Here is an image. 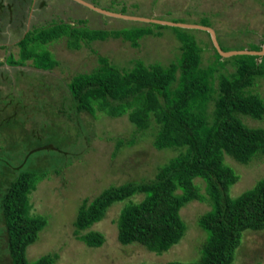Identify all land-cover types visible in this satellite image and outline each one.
Wrapping results in <instances>:
<instances>
[{
  "label": "rangeland",
  "instance_id": "obj_1",
  "mask_svg": "<svg viewBox=\"0 0 264 264\" xmlns=\"http://www.w3.org/2000/svg\"><path fill=\"white\" fill-rule=\"evenodd\" d=\"M3 2L4 6L0 7V196L18 173L16 166L22 161L29 170L48 171L46 178L39 181L29 195L31 212L46 216L47 222L36 241L26 248L28 261H35L46 253L58 254L55 264L196 261L199 247L206 237L198 226V218L210 209L208 200H193L180 209V216L186 224L184 236L159 254L136 243L122 245L118 241L116 219L128 200L114 202L105 216L91 226L92 230L104 234L105 241L101 246L90 247L76 238L73 222L84 198L92 199L110 185L152 178L157 167L176 151L155 149L152 145L154 129L138 134L126 115L110 117L101 112L95 116L76 113L67 87L73 75L97 66L99 54L124 70L131 69L135 60L147 65L178 62L180 42L177 35L181 30L195 37L202 47V64H210L217 56L206 30L183 27L178 30L166 24L100 15L77 0ZM92 2L96 7L117 13L123 5H128L125 13L128 15L190 24L207 23L215 31L224 51L249 48L251 43L259 44L264 37V0ZM79 17H85L94 28L143 26L153 33L138 40L133 37L137 47L121 38H107L89 41L87 46L75 50L67 47L64 38H59L39 46L43 51L49 50L58 61L51 70L37 69L30 60L19 61L16 42L32 26L41 28L58 22L78 24ZM12 57L18 58V64L11 63ZM219 59L224 60L221 54ZM233 69L228 63L224 70L230 72ZM221 72L223 70L219 69L217 74ZM251 90L264 98V78L257 79ZM240 117L250 127L264 128V116L262 119ZM119 138L125 141L133 138L135 142L121 147L114 154L115 142ZM38 147L41 148L26 156ZM225 163L239 175L237 182L229 188L232 197L250 189L264 175L262 156L241 164L225 155ZM194 182L200 194L206 196L202 179L196 177ZM140 198L141 195H137L133 200ZM2 214L0 209V264H11ZM233 264H264V229L244 232Z\"/></svg>",
  "mask_w": 264,
  "mask_h": 264
},
{
  "label": "trees",
  "instance_id": "obj_2",
  "mask_svg": "<svg viewBox=\"0 0 264 264\" xmlns=\"http://www.w3.org/2000/svg\"><path fill=\"white\" fill-rule=\"evenodd\" d=\"M3 1L0 0V7L4 6ZM127 7L123 5L120 13L125 14ZM79 19L78 24L58 22L41 28L32 26L16 42L19 61L30 60L37 69L51 70L58 61L49 50L43 51L39 46L59 38H64L67 47L75 50L87 46L89 41L107 38H121L137 47L133 37L138 40L153 33L143 26L94 28L85 17ZM177 37L178 62L147 65L135 60L131 69L124 70L99 54L97 66L76 73L70 80L67 88L76 113L126 115L138 134L154 129L155 149L176 151L157 167L152 178L110 185L92 199L84 198L73 222L74 235L90 247L101 246L105 236L91 226L105 216L114 202L128 200L116 219L118 241L122 245L136 243L159 254L184 236L186 224L180 209L193 200H208L210 209L198 218V226L206 234L198 259L161 264H233L244 232L264 229V175L250 189L232 197L229 188L239 175L225 163V155L241 164L264 157V128L250 127L240 117L262 119L264 116V98L251 90L257 79L264 78V55L236 54L232 55L234 58L220 60V53L211 42L217 58L203 65L202 47L195 37L182 30ZM263 42L264 37L259 44L251 43L249 48L242 49L259 51ZM18 58H13L11 63L18 62ZM228 63L233 71L224 70ZM219 69L223 72L217 74ZM134 142L133 138L117 139L114 154ZM25 164L22 161L16 166L18 173L0 196L11 264H55L57 253H46L35 261L26 258L27 246L36 241L47 222L46 216L31 212L29 195L48 171L29 170ZM196 177L205 183L206 196L200 194L194 182ZM137 195L141 198L133 200Z\"/></svg>",
  "mask_w": 264,
  "mask_h": 264
},
{
  "label": "water",
  "instance_id": "obj_3",
  "mask_svg": "<svg viewBox=\"0 0 264 264\" xmlns=\"http://www.w3.org/2000/svg\"><path fill=\"white\" fill-rule=\"evenodd\" d=\"M77 1H79L82 4H85L86 6L90 7L91 9H93L97 12H100L102 14L109 15V16L112 15V16H116L119 18H123V19L140 20V21H145V22L160 23V24L178 26V27H183V28H201V29H204V30L209 32V35L211 37V40H212L214 47L217 49V51L223 57L224 56L229 57V56L236 55V54H254V55H259V56L264 55V42L262 43V49L259 51L248 50V49L224 51L219 45L215 31L210 26H205L202 24H190V23H183V22H174V21H169V20H160V19H156V18H146V17H141V16L117 13V12H112V11L102 9L100 7H96L94 4H92L88 1H85V0H77Z\"/></svg>",
  "mask_w": 264,
  "mask_h": 264
}]
</instances>
